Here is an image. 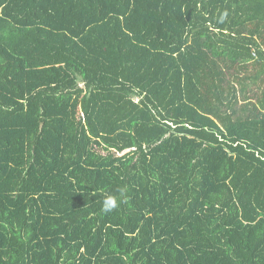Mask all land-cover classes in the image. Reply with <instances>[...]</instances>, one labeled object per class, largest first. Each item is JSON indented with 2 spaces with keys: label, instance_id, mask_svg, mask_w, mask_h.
<instances>
[{
  "label": "trees",
  "instance_id": "obj_1",
  "mask_svg": "<svg viewBox=\"0 0 264 264\" xmlns=\"http://www.w3.org/2000/svg\"><path fill=\"white\" fill-rule=\"evenodd\" d=\"M0 264H264V0H0Z\"/></svg>",
  "mask_w": 264,
  "mask_h": 264
},
{
  "label": "clouds",
  "instance_id": "obj_2",
  "mask_svg": "<svg viewBox=\"0 0 264 264\" xmlns=\"http://www.w3.org/2000/svg\"><path fill=\"white\" fill-rule=\"evenodd\" d=\"M116 207H117V200L114 197L108 196V197L105 198L103 211L111 212Z\"/></svg>",
  "mask_w": 264,
  "mask_h": 264
}]
</instances>
